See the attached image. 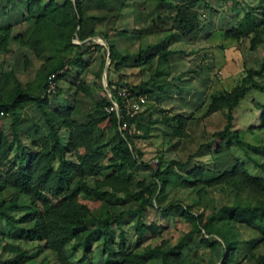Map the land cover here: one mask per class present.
Listing matches in <instances>:
<instances>
[{
	"label": "trees",
	"instance_id": "obj_1",
	"mask_svg": "<svg viewBox=\"0 0 264 264\" xmlns=\"http://www.w3.org/2000/svg\"><path fill=\"white\" fill-rule=\"evenodd\" d=\"M147 2L155 4L159 19L164 21L161 23L170 26V30L169 27L153 29L152 34L157 36L168 30L179 33L181 39L196 36L201 28L203 19L198 4L210 8L205 0H143L141 4ZM85 7L84 0H63L61 4L56 0H28L26 10H20L19 18L13 21L7 18V13L14 7L0 9V17L10 21L0 27V52L14 40L33 48L37 59H45L35 74L37 81L23 84L11 72L0 75V121L7 120L10 129L8 134L5 122L0 125V233L15 241L3 245L1 251L13 256L0 260V264H26L31 257L28 247L23 246L32 243L40 244L38 253H53L54 263L43 257L29 264H82L92 253L94 241L105 260L103 264H192L193 255L200 264L204 261L201 250L214 253L217 249L224 256L218 264H229L237 251L257 236L261 237L259 243H263L264 144L245 143L233 128V121L236 108L251 90L264 96V59L258 69L246 67L232 90L216 91L207 97L206 114L224 112L225 118L224 127L215 131L205 146L208 151L216 147L219 155L214 158L212 175L206 176L208 171L198 167L187 178L177 181L174 169L189 166L192 155L186 160L166 162L158 151L156 163L149 164L143 161L137 145L139 139L149 141L159 123L170 137L186 139L190 122L197 121L192 116L178 114L155 118L153 112L157 107L149 104L151 97L164 94L167 88H177L182 80V74L172 76L170 69L175 38L139 46L135 54L128 47L120 53L91 29ZM25 22L27 28L23 33H13L16 26ZM226 36L239 43L248 40L251 51L263 43L264 0H258L244 11L237 28ZM95 38H100L97 40L104 41L105 45L97 43ZM75 39L79 42L75 43ZM61 48L72 51V55H62ZM93 49L100 56L93 88L81 78L72 91L74 104L61 107L59 83L72 74L66 66L83 64L86 54ZM44 51L48 52L46 57H42ZM153 60L155 64L151 65ZM105 66L106 89L119 105V89L147 97L145 107L134 119H122L129 123L130 129L135 128L136 134L121 129L115 114L106 112L111 104L102 85ZM143 67L148 79L138 84L129 85L121 77L118 80L113 77L124 69ZM63 69L66 70L62 72ZM195 71L200 70L189 73ZM51 75H54L56 91L48 96L45 89ZM96 90L100 93L99 100L93 96ZM253 110L258 115L252 130L264 134V102L255 101ZM231 143L259 173L253 175L245 163L236 160L235 154L229 151ZM249 148L259 158L252 157ZM202 149L200 146L196 154ZM68 155L74 159L68 160ZM162 165L165 170L161 169ZM139 169L148 172L147 181L138 178ZM223 184L233 195L228 204L208 214H195L197 203L205 202V190H214ZM178 186L197 188L196 202L194 199L192 203L168 200L167 192ZM120 201L128 209L122 210L117 203ZM89 202L99 204L91 207ZM154 203L159 205L162 217L182 220L185 228L180 230L175 243H170L168 238L147 243L148 236L156 239L165 228L155 222H145L149 209H158ZM126 216L132 217L134 224L135 240L130 247L121 226ZM113 226L118 231L117 241L111 239ZM244 233L250 235L248 240L241 239ZM198 236L200 246L191 255V243ZM113 242L114 257L119 259L115 263L108 257ZM69 250L81 256L74 262L69 258ZM254 264H264V254Z\"/></svg>",
	"mask_w": 264,
	"mask_h": 264
},
{
	"label": "rangeland",
	"instance_id": "obj_2",
	"mask_svg": "<svg viewBox=\"0 0 264 264\" xmlns=\"http://www.w3.org/2000/svg\"><path fill=\"white\" fill-rule=\"evenodd\" d=\"M86 15L88 18V25L93 31L99 32L100 37H105L110 43H112L120 53L124 52L125 47H128L130 52L136 53L139 46H144L147 43L161 44L166 38H178V35L175 32H169L170 26L159 19V13L156 11L155 4L152 2H147L141 4L143 0H84ZM171 0H167V2ZM210 8H204L202 4H198V10L205 16L206 21L214 19V23H219L222 20L224 24L227 23V20H231L230 15L222 11L228 9L232 10L235 8L239 17H242V11H246L251 2L248 0H237L238 3L243 2L237 6L236 3H220L218 0H205ZM58 4H61L63 0H56ZM28 0H4L0 3L1 7H6V9L14 7V9L8 12V19L10 21L16 20L21 14L20 10H26V5ZM252 4H254L252 2ZM0 7V9H1ZM18 8V9H17ZM23 12V11H22ZM213 12V14H212ZM163 13V12H162ZM208 14V15H207ZM233 13L231 14V16ZM241 15V16H240ZM0 20H3L0 17ZM0 21V27L6 25L10 21ZM233 21V19H232ZM228 23H231L228 21ZM168 28V30H163L165 32L154 36L152 34L153 29ZM232 27V24L229 25V28ZM27 28V24L22 23L20 26H16L13 33H23ZM162 30V29H161ZM122 33L120 35L119 33ZM230 32V31H228ZM233 32V30H231ZM223 32H216L215 40L216 41H197L194 45L188 44H174L172 50H174L173 56L170 60V69L172 76L177 74H182V80L177 83L179 85L178 89L167 88L164 94L151 97L149 104L156 105L157 110L154 113L155 118H162L166 115H181L185 117H194L197 121L190 122L188 127V138L177 139L170 137L166 133L167 130L157 124L152 132V137L148 140L139 139L138 147L143 153V161L151 163H156L158 158V151L162 152L166 162L170 160H186L191 155L190 165L186 168H175L174 169V178L177 181H181L187 178L190 175V172L194 168L202 167L206 170V176L212 175L213 171V161L214 158H218L219 155L216 154V147H213L208 151V148L205 146L212 140V135L215 131L221 130L225 124L224 112H216L211 115L206 114L207 110V97L216 91L220 90H232V88L239 82L240 77L244 74V69L253 68L258 69L260 63L264 59V42L258 44L254 51L249 49V41L243 40L235 41V39L230 36L224 38ZM105 35V36H104ZM169 36V37H168ZM180 36V35H179ZM202 36L204 34L202 33ZM100 38H95L97 43L105 45L104 41L97 40ZM173 39V40H175ZM203 41V40H202ZM75 43H78L79 40L75 39ZM195 47V48H193ZM203 47L204 49H201ZM226 49H222V48ZM181 51V52H177ZM222 50V51H221ZM62 55H72V51L60 49ZM152 53V51H150ZM183 53V54H181ZM181 54V56H179ZM48 55L47 51H44L42 57ZM23 56L24 59H23ZM145 57V56H144ZM86 61L82 64H69L66 66V69L70 71L71 77L68 79H63L59 83V88L62 89V104L61 107H71L73 102L72 91L76 88V84L82 78L88 86L92 87V84L95 80V73L99 68L98 63H100V56L95 51V49L89 51L85 56ZM45 59H37L36 55L33 52V48L28 46H22L17 41H11L7 46L5 51L0 52V75L11 72L13 75L20 80L21 83L26 84L29 81L36 80V72L39 66L43 63ZM155 64V60L151 62V65ZM66 69H63L65 71ZM200 70L196 73H189V71ZM202 72V73H201ZM115 80L122 79L124 82L129 85L138 84L141 81L148 79V72L146 67L138 69H124L120 73L113 74ZM37 81V80H36ZM194 83V84H193ZM196 83V85H195ZM102 85H107L106 76L103 70ZM96 100H99L100 93L96 90L93 94ZM57 99V98H56ZM55 100V99H54ZM264 102L263 94H260L256 91H250L245 99H243L240 105L236 108L234 113L233 128L239 131L242 140L245 143L250 145H257L263 142L264 144V134L260 131L254 132L252 129L253 125L257 124V115L255 114L254 102ZM52 104V103H51ZM54 108L56 107L53 106ZM62 109V108H61ZM155 111V110H154ZM206 114V115H205ZM205 115V116H204ZM5 122V132L10 134V129L8 127V121H0V125ZM129 131V134H136L135 128H132ZM64 134V131H62ZM139 134V133H138ZM66 139V135L64 136ZM233 143V142H232ZM231 143L232 150H229L235 154L236 160L245 163L246 169L250 171L253 175H256L258 170L253 166V164L248 161L247 158H243L242 152L237 146H234ZM202 146L200 154H196L199 147ZM251 146V148H252ZM249 148V153L253 155L252 150ZM198 153V152H197ZM68 160H73V155L67 156ZM259 158V157H255ZM162 170H165V165L161 166ZM139 179L146 180L148 179V172L138 170ZM89 184H92V180H89ZM214 190L207 189L204 192L205 202L197 203L195 214H208L212 211H217L221 206L228 204L229 200L232 199V194L228 191V188L223 184ZM197 191L198 189H188L180 188L179 186L175 189H170L167 192V198L170 201H180V202H194L193 199L197 200ZM183 200V201H182ZM191 201V202H190ZM118 205L123 209H128L126 203L122 201L117 202ZM98 202H89L91 207L97 206ZM155 207H159L156 205ZM205 205V206H204ZM164 207V206H163ZM145 222L148 224L150 222H155L164 228V231L161 235L152 239L147 237V243L149 242H159L163 238H168L170 243H175L179 232L185 227L181 223V219L174 218H164L161 216V211L159 208L149 209V213L146 215ZM121 226L125 230V235L128 240V246L130 247L135 240L134 233V224L132 217H123L121 220ZM246 232V231H245ZM247 233V232H246ZM118 231L113 226L112 240L117 241ZM249 234H242L241 239L248 240ZM116 238V239H115ZM199 236L193 239L191 243V255L194 254V250L199 248ZM261 240L260 236H257L252 243H249L247 246H243L241 251H237L234 255V260L229 264H254V260L260 255L264 254V242L259 243ZM15 241L6 238L0 233V260H5L11 258L13 255L10 253H4L1 251L2 247L6 243H14ZM115 242L110 244V250L108 257L115 263L119 261L114 257L116 252ZM29 255L31 259L27 261L26 264L36 263L45 257L50 262L54 261V254L51 252H42L38 253L41 249L40 244L32 243L28 246ZM202 257L204 261L200 264H218L220 263L224 256L220 250H216L214 253H211L209 250H201ZM227 254V252H225ZM69 258L72 261H76L78 255L73 254L70 250L68 251ZM253 256V259L250 257ZM104 258L99 252L97 247V242L94 241V246L92 253L87 257L82 264H103ZM54 263V262H53ZM192 264H197V261L192 257Z\"/></svg>",
	"mask_w": 264,
	"mask_h": 264
},
{
	"label": "built area",
	"instance_id": "obj_3",
	"mask_svg": "<svg viewBox=\"0 0 264 264\" xmlns=\"http://www.w3.org/2000/svg\"><path fill=\"white\" fill-rule=\"evenodd\" d=\"M104 88L111 104L109 107L106 108V112L108 114L114 113L117 120L121 122L120 128L129 130V123L126 120L134 119L143 110L147 102V97L144 95L135 96L125 89H119L117 91L118 95L121 98V104L119 105L116 101L111 98L110 92L106 89L107 85H104ZM55 91L56 83L54 75H51L47 81L45 93L46 95L51 96L55 93ZM123 118H126V120L123 121Z\"/></svg>",
	"mask_w": 264,
	"mask_h": 264
},
{
	"label": "crops",
	"instance_id": "obj_4",
	"mask_svg": "<svg viewBox=\"0 0 264 264\" xmlns=\"http://www.w3.org/2000/svg\"><path fill=\"white\" fill-rule=\"evenodd\" d=\"M248 1L251 2L250 4H247V5H249L248 8L251 7V6L256 5L257 2H258V0H248ZM252 2L254 4H252ZM220 3H222V2H220ZM243 3H244V1L243 2H240V3L237 2V6H239V4H243ZM224 4H227V3H224ZM248 8L246 9V11L248 10ZM244 11H242V17H243ZM222 12H223V14L226 13V14H229L230 15L229 18H231V20L228 19L226 24L223 23V21L226 18L225 19H219V20H222V21H220L217 24V23H214L213 22L214 19H212L210 21H206L205 16L202 15L203 21H202V25H201V28H200L198 34L196 36H191V37H188L186 39H181L180 37H178V38L176 37V39H175L176 40V44L177 43L178 44H184L185 43V44H188V45H194V44H196V46H197V41H201V42H204V41H207V40L208 41L209 40L210 41L211 40L212 41H216L217 39L215 40L214 38H215V35H216V32L217 31L223 32L221 34V36L223 35L224 38H226L225 41H227L228 39H227L226 33L228 31L235 30L237 28L238 24L241 22L242 17L241 18L239 17V15L237 14V11H235V8L232 9V10L228 9V10L222 11ZM232 13H233V15L231 16ZM212 14H213V12H212ZM232 19H233V21H232ZM228 21H230L231 23H228ZM231 24H232V27L229 28V25H231ZM202 33L204 34V36H202ZM172 48H174V47H171V49ZM193 48H195V47H193ZM201 49H204V48L201 47ZM222 49H226V48L224 47ZM181 54H183V53H181ZM181 54L179 56H181ZM104 74H105V72H104ZM195 85H196V83H195ZM178 87H179V85H177V89H178ZM170 88H173V87H170Z\"/></svg>",
	"mask_w": 264,
	"mask_h": 264
},
{
	"label": "water",
	"instance_id": "obj_5",
	"mask_svg": "<svg viewBox=\"0 0 264 264\" xmlns=\"http://www.w3.org/2000/svg\"><path fill=\"white\" fill-rule=\"evenodd\" d=\"M105 69H106V66H105V68H104V71H105Z\"/></svg>",
	"mask_w": 264,
	"mask_h": 264
}]
</instances>
